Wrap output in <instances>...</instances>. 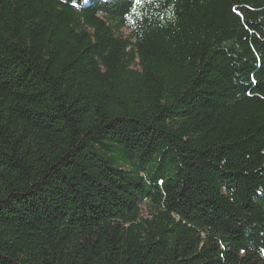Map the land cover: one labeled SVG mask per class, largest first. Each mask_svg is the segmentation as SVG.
I'll list each match as a JSON object with an SVG mask.
<instances>
[{
	"label": "trees",
	"instance_id": "1",
	"mask_svg": "<svg viewBox=\"0 0 264 264\" xmlns=\"http://www.w3.org/2000/svg\"><path fill=\"white\" fill-rule=\"evenodd\" d=\"M0 264H264V0H0Z\"/></svg>",
	"mask_w": 264,
	"mask_h": 264
},
{
	"label": "snow or ice",
	"instance_id": "2",
	"mask_svg": "<svg viewBox=\"0 0 264 264\" xmlns=\"http://www.w3.org/2000/svg\"><path fill=\"white\" fill-rule=\"evenodd\" d=\"M145 2L150 4V3L153 2V0H136L137 4H142V3H145Z\"/></svg>",
	"mask_w": 264,
	"mask_h": 264
},
{
	"label": "rangeland",
	"instance_id": "3",
	"mask_svg": "<svg viewBox=\"0 0 264 264\" xmlns=\"http://www.w3.org/2000/svg\"><path fill=\"white\" fill-rule=\"evenodd\" d=\"M125 35H126V36L128 35V31H127V30H125Z\"/></svg>",
	"mask_w": 264,
	"mask_h": 264
}]
</instances>
